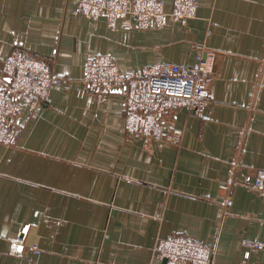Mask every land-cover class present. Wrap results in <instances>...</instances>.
I'll use <instances>...</instances> for the list:
<instances>
[{
	"label": "crops",
	"instance_id": "1",
	"mask_svg": "<svg viewBox=\"0 0 264 264\" xmlns=\"http://www.w3.org/2000/svg\"><path fill=\"white\" fill-rule=\"evenodd\" d=\"M194 1L184 22L113 30L74 0H0V83L14 46L58 50L38 117L0 143V264H166L154 247L171 235L216 243L214 264H264V247L245 256V241L264 244V192L252 187L264 169V0ZM203 47L215 54L209 106L164 117L179 143L129 137L125 88L77 95L99 53L130 72L194 65Z\"/></svg>",
	"mask_w": 264,
	"mask_h": 264
},
{
	"label": "built area",
	"instance_id": "2",
	"mask_svg": "<svg viewBox=\"0 0 264 264\" xmlns=\"http://www.w3.org/2000/svg\"><path fill=\"white\" fill-rule=\"evenodd\" d=\"M74 3L75 14L89 19L104 16L113 30L119 22L128 27L160 28L169 19L184 22L194 18L197 10L194 0H174L170 11L166 10L164 0H74ZM57 51L44 56L16 45L3 59L6 81L0 83L1 144L10 147L18 143L25 114L30 119L38 117L58 78L53 69ZM214 55L203 47L194 65L160 63L123 72L110 55L99 53L87 60L77 95L102 98L116 88H125L124 125L129 137L149 143H179L183 132L178 129L170 132L164 117L180 107L201 113L209 106ZM252 187L264 192V169L257 172ZM245 245L246 258L264 247L255 240H247ZM32 250L39 249L34 246ZM154 251L166 264H214L217 245L189 235H171L159 237Z\"/></svg>",
	"mask_w": 264,
	"mask_h": 264
},
{
	"label": "water",
	"instance_id": "3",
	"mask_svg": "<svg viewBox=\"0 0 264 264\" xmlns=\"http://www.w3.org/2000/svg\"><path fill=\"white\" fill-rule=\"evenodd\" d=\"M164 262H166V260H164Z\"/></svg>",
	"mask_w": 264,
	"mask_h": 264
}]
</instances>
